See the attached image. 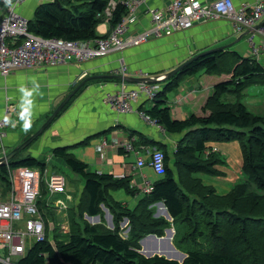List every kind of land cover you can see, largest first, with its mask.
<instances>
[{"label":"trees","instance_id":"obj_1","mask_svg":"<svg viewBox=\"0 0 264 264\" xmlns=\"http://www.w3.org/2000/svg\"><path fill=\"white\" fill-rule=\"evenodd\" d=\"M110 1L54 0L42 3L30 20V32L44 38L68 41L104 38L106 35L100 36L97 32L102 22L98 15ZM115 1L117 6L109 21L111 29L128 13L121 0ZM201 71L208 75L225 74L228 78L214 86L203 107V116L193 114L182 120L173 118L169 95L185 80ZM110 81L115 80L88 81L79 94L90 83ZM259 82H264L262 64L254 57L242 56L232 50L200 57L164 82L156 99L150 101L153 106L150 109L141 106L139 110L169 134L181 136L176 148L171 151L166 144L151 141L137 131L130 133V139L139 137V143H135L137 147L150 145L166 156L165 174L155 181L149 194L142 195L131 184L129 177L115 178L108 173L94 172L88 164L76 159L71 149L78 145L87 146L91 138L72 147L53 149L55 157L64 161L85 182L80 197L81 206H77L74 213L77 217L70 218L67 241L57 239V228H52L49 223L53 220V213L47 211L44 214L48 230L46 241L28 250L19 264H264V117L252 113L239 101L249 85ZM228 97L231 99L227 100ZM33 134L30 133L27 139ZM216 140L241 142L243 179L227 194L218 193L197 177L202 173L221 174L216 169L221 162L219 155L212 152L210 145L211 141ZM120 153H124V150L120 149ZM9 166L11 169L25 167L42 172L47 168L46 163L32 156L15 158ZM9 166L0 167V179L6 182ZM6 186L9 190V183ZM120 189L138 198L134 209L114 200L111 192ZM46 193L43 182L41 196ZM108 202L112 203L109 210L113 216H117L118 221L125 217L129 219V238L124 239L117 230H106L102 224L84 225L81 222L84 213L89 217H98L100 206ZM41 203L39 200L38 205ZM158 203L164 204L173 224L162 217L161 220L155 219L154 206ZM80 207L82 211L79 212ZM66 218L69 219L68 215ZM191 223L194 224L192 230L189 229ZM177 224L180 230L175 233L173 244L179 251L183 252V249L187 253L184 262L159 256L146 258L140 254V241L143 238L151 233L159 238L164 237L165 230ZM113 226L118 229V225ZM51 230L52 240L49 234ZM196 239L205 240L206 243L197 245L198 249L192 248L191 244Z\"/></svg>","mask_w":264,"mask_h":264},{"label":"crops","instance_id":"obj_2","mask_svg":"<svg viewBox=\"0 0 264 264\" xmlns=\"http://www.w3.org/2000/svg\"><path fill=\"white\" fill-rule=\"evenodd\" d=\"M52 1L54 0H26L21 7V13L31 20L39 5ZM173 1L149 0L147 5L150 8L163 10ZM213 1L215 0H204V2ZM233 1L239 7L241 4L251 0ZM145 12L146 10L143 8L138 11V20L132 26L131 30L133 32L131 33H140L150 29V18ZM97 32L98 35L104 36L111 32V26L102 20L97 27ZM243 35L244 38L235 45L237 46L235 49L243 56L254 57L264 67V33L254 28V30L236 34L231 22L221 20L202 21L196 23L188 30L176 32L171 36L154 37L148 43L130 48L123 53H111L106 57L96 58L88 62L80 64L68 62V64L56 67L47 66L46 68L31 71H19L6 78L0 76V118L4 116L7 103H11L18 111L25 110L27 117L31 113L32 117H35L34 124H37L40 120L52 114L64 100V97L76 86L78 79L82 80L85 75L86 78L97 75L119 76L116 72L119 68L118 60L122 55H124L129 64L132 77L139 78L140 75L136 73L138 71H143L144 74L153 77L166 74L199 53L234 43ZM251 38L257 48L262 45L259 55L252 54L249 46ZM196 76L185 80L174 91L176 93L179 91L175 96L169 95L173 118L182 120L193 114L201 116L206 102L204 103L203 97L201 102L200 97H197V95L200 93L204 96L210 90L208 88L205 91L203 86H212L211 88H214L216 84L226 79L219 78L213 82V77L205 75V78L200 79V82H198L195 78ZM111 79L115 81L106 83L94 82L96 85L88 86L80 94L78 93L77 97H74L75 99H72L71 106L60 117L56 118V122L52 123L51 128L49 127L50 129L47 131L49 141H45L46 147L49 149L72 147L91 138L89 149L94 144L95 160L90 157H81L82 150H75L76 148H74L72 150L75 154L72 150L70 152L76 159L79 158L80 161L88 164L89 169L94 172L100 174L108 173L114 175L115 178L129 177L133 186L144 189L146 183H150L149 179L155 183V181L161 179V176L157 175L149 167L140 169L136 166L138 154L149 161L148 155L154 148L150 145L137 147L135 143H139L140 139L139 137L130 139V133L137 131L151 141L162 142L173 149L176 148L180 136L171 135L157 126L153 127L136 114H120L113 111L105 103V97L115 92L121 82L119 78H110L109 80ZM164 85L161 86L163 87ZM129 86L135 88L136 85L129 84ZM208 98L209 96L205 100L207 101ZM179 99H182L181 103H177ZM141 106L144 109H150L153 103L143 98L136 103L137 109H140ZM246 106L248 107V105ZM33 122H31L32 127L34 126ZM16 124H13V129L3 141L5 147L18 145L21 133L25 134V131H22L25 129V122H21L23 127L19 126L16 128ZM115 137L132 140L135 151L120 153V148L116 147L112 142V138ZM103 141H106L107 144L100 152L99 147ZM1 146L0 144V151L2 150ZM101 153L104 154L105 159L101 158ZM123 164L126 169L123 168ZM135 199L137 201L138 198L136 197ZM159 206L161 207L159 211L163 213L165 207ZM158 214L161 215L159 212Z\"/></svg>","mask_w":264,"mask_h":264},{"label":"built area","instance_id":"obj_3","mask_svg":"<svg viewBox=\"0 0 264 264\" xmlns=\"http://www.w3.org/2000/svg\"><path fill=\"white\" fill-rule=\"evenodd\" d=\"M148 1L121 0L127 7L128 13L116 27L111 29L110 33L105 34L106 37L86 41H68L44 38L30 32V19L21 13V7L26 0H0V76L6 78L19 71L61 66L68 64L71 60L82 63L103 58L115 52L123 53L130 48L148 43L151 38L171 36L176 32L188 30L202 21H229L233 24L236 34L254 30L264 21V0H251L239 7L233 0L213 2L174 0L163 10L150 8L147 5ZM116 6L117 2L111 0L98 18L109 23ZM141 8L146 10L151 27L140 33H131ZM259 32L264 33V29ZM249 43L253 47L252 53H258L259 48L252 38ZM118 63L117 74L122 77L131 76L130 67L124 55L120 57ZM136 73L140 77L148 76L143 71ZM162 89L163 87L158 84L136 85L135 88H131L126 81L122 80L115 92L106 95L105 103L117 113L136 114L151 126L162 128L136 107L138 100L143 98L154 101ZM181 102L182 99L177 101V103ZM5 127L6 124L0 121V139L6 136ZM112 142L127 153L135 151L132 140L115 137L112 138ZM106 144V141L101 143L100 152ZM209 153L210 151L207 152ZM148 157L149 161L138 154L136 166L140 169L149 167L157 175L163 176L166 166L165 154L154 149ZM101 158L105 159L103 153ZM7 177L10 188L3 199L0 197V251L3 252V254L0 253V264H19L28 250L47 239L46 220L38 205L42 197L43 182L45 181V188L51 200H54L48 206L52 205V208L60 210L61 213L71 209L69 208L71 194L68 192L65 177L60 174H49L47 169L43 174L39 169L22 167L11 170L9 168ZM140 189L149 194L153 191V184L146 183L145 188ZM66 217L67 214L63 218ZM69 230V225L68 228H63V231ZM14 258L16 261H13Z\"/></svg>","mask_w":264,"mask_h":264},{"label":"rangeland","instance_id":"obj_4","mask_svg":"<svg viewBox=\"0 0 264 264\" xmlns=\"http://www.w3.org/2000/svg\"><path fill=\"white\" fill-rule=\"evenodd\" d=\"M9 1H11V0H9ZM249 46L251 47V50H252L253 47L251 46V44ZM261 46H260V48H261ZM236 47L237 46H234L233 48H230L229 50L237 51L235 49ZM260 48H259V53H256V54L252 53V54L253 55H259L261 52ZM70 62L76 63L77 61L75 62V61L71 60ZM86 62H88V61H86ZM77 63L80 64L79 62H77ZM82 63H84V62H82ZM112 74H115V73H112ZM116 74H117V72H116ZM205 75L213 77V79H214L213 82L218 80L219 78H226V79L228 78L225 74L224 75L223 74L222 75H208V74L204 73V71H201L199 74H197V76L195 78H196V80H198V82H200V79L205 78ZM84 77H82V80L78 79L76 81L77 82L76 86H74V88L70 91V93L78 85H80L82 82H84L87 78H90L92 76H89L87 78L86 77L84 78ZM90 81H92V80H90ZM120 82L122 83L121 79H120ZM163 84L164 83H160L158 85L161 86ZM91 85L94 86V85H96V83H94V82L90 83L85 88H87L88 86H91ZM203 87H204L203 89L205 91L208 88L210 90L204 96H202V94L199 93L197 95V97H200V101H201V98L203 97V100L205 103L206 102L205 99L208 96L210 97L211 94L213 93V88H211L212 86L207 87L205 85ZM177 93L173 92V93H171V96L173 97ZM66 97H64V99ZM229 99H231V98L228 97L227 100H229ZM239 101L248 105V108L252 113L264 117V82H259V83H254V84L249 85L248 88L246 89V91H244L242 93V95L239 97ZM72 102H73V100L68 103V105L63 109V111L60 113V115L58 117H60L64 113V111L71 106ZM6 106L7 107H6L4 116L0 118V121H3V123L6 124V127L4 128V132H5L6 136L4 138L0 139V144L2 145L1 146L2 150L0 151V158L6 157L16 147L21 145L25 140H27V137L30 133L37 132L45 124V122L48 120V118L51 116V115H48L45 119L40 120V122H38L37 124H34L35 122H33V121H35V117H32L31 113H30V116L27 117V114H25L27 112L25 110L24 111H18V109H16V107H14V105L11 103H7ZM17 112H19L20 114ZM209 112L210 111H207V113H209ZM203 115L204 114L202 113L201 116H203ZM30 121L33 122V125H34L33 127L31 126ZM21 122L22 123L25 122V124H24L25 129L24 130L21 129L22 131H25V134L21 133L18 130V132L21 133L20 143L14 147L13 146L12 147H5L3 145L4 144L3 141L7 137L8 133L13 129V127H14L13 124L17 123L16 128H18L19 126L23 127L21 125ZM55 122H56V120L53 122V124ZM47 131L41 137H39L36 141H34L27 149H25L24 151L17 154L13 159L24 158V156H32V157L46 163V167H47L46 169L49 171V174H60V175H63L65 177V179L67 180L68 192L72 194L71 195V202H69V208H72L73 210H69L68 212L61 213L60 210H57L56 208H52L51 207L52 205L49 207L48 204L51 201L54 202V200L53 199L51 200L48 192L43 197L40 198L42 203L39 206V208H41L43 210V215L44 214L46 215L47 211L53 213V214H51V217L53 218V220H50L49 223L52 226V228H54V229L56 226V228H57V232H56L57 239L67 241L69 239L70 230L69 231H63V228L64 227L68 228V225H69V229H70V218H73V217L76 218L77 217V216H75L74 213L77 210V206L80 205V197H81V193L83 191V187H84L85 182L79 175L73 173L66 166L64 161L55 157V155L53 154V149H49L46 147L45 141H49V138L47 137L48 136ZM45 135H46V138H45ZM180 138H181V136H180ZM90 145H91V143H89L87 146L78 145V146H75L74 148H76L75 150H82V156L81 157H90L92 160H95L96 154L93 150L94 144H92L91 149H89ZM210 145L213 147V150L217 151V153L219 155L218 159L221 162H219L216 165V169L221 174L216 176V175H208V174L202 173V174L197 175V177L201 178L207 186L214 187L218 193L227 194L228 192H230L233 189L234 185L241 182L243 179L242 174H243L244 157H243V153H242L241 142L238 140H232V141H217L216 140V141H211ZM77 147H79V148H77ZM74 148H72V149H74ZM82 148H84L85 150ZM86 149H88V150H86ZM169 150L172 151L173 148L170 147ZM72 152L74 153L73 150H72ZM78 160H79V158H78ZM9 163L6 166H9ZM122 166L124 169H126L124 164ZM9 168H10V166H9ZM45 171L42 173L44 174ZM105 171H107V169H105ZM123 175H124V173H123ZM44 179H45V177H44ZM44 179H43V181H44ZM149 181H150V183L154 184L153 182H151V179H149ZM8 183H9V181L6 182V181L0 179V189H1L0 190V197H1V199H3L7 194V193H3V192H6L8 190V187L6 186V185H8ZM44 183H45V181H44ZM9 188H10V184H9ZM137 189L140 191V193L142 195L145 193L143 190H141L139 188H137ZM111 194H112V196L116 202L126 204L130 209H134L137 205L138 201H136L134 196L129 195L125 189H120L118 191H112ZM111 205H112V203L108 202L106 205L102 204L100 206L101 211H100V215L98 216L99 219H97L96 217H89V216H87L86 213H84L83 217L81 219V222L84 225H85V223H87L89 225L90 224L91 225L102 224V227L105 228L106 230H117L124 239L129 238V233H130V221H129V219L127 217H125L124 219L121 218V221H118L117 216H113V214L110 212L111 210H109V206H111ZM110 209H112V208H110ZM160 209H161V207L159 205L154 206V210H155L154 214H156L157 212H159L161 214L159 216H154L155 219L161 220L160 217H162V219H165L168 222H171L173 224V220L168 219L166 217L165 212L163 211V213H161L159 211ZM80 210L82 211L81 207L79 209V212H80ZM83 210L85 211V206H83ZM65 214H67L69 217L68 222H67V218H63V217H65ZM115 224L118 225V229H114L113 225H115ZM193 228H194V224L191 223V226L189 229L192 230ZM169 229L174 230V235H173V239H172V242H173L175 233L180 230V225L177 224L176 226L175 225L171 226V228H169ZM165 233H166V231H165ZM195 233H197V232H195ZM49 234L51 235L50 240H52L53 231L51 230ZM151 235H155V234L151 233ZM193 241H194V243L191 244V247L195 248V249H198L197 245H199L200 243H202V244L206 243V241L202 240V239L201 240L196 239ZM199 241H202V242H199ZM137 244L139 245V242H137ZM184 247H187V246L184 245ZM182 251H183L182 252L183 254L187 255V253L183 249H182ZM0 253L3 254V252H1V251H0ZM13 261H16V258H14Z\"/></svg>","mask_w":264,"mask_h":264},{"label":"water","instance_id":"obj_5","mask_svg":"<svg viewBox=\"0 0 264 264\" xmlns=\"http://www.w3.org/2000/svg\"><path fill=\"white\" fill-rule=\"evenodd\" d=\"M255 29L262 30L264 29V21L259 24ZM244 38V35L241 36L236 42L228 44L226 46H222L219 48L211 49L208 51H204L202 53H199L192 58L186 60L185 62L181 63L176 68L172 69L171 71L167 72L164 75H156V76H144V77H122V76H116V75H97L92 76L90 78H87L84 82H82L80 85H78L62 102L61 104L54 110V112L51 114V116L48 118V120L45 122V124L33 135H31L27 140H25L21 145L16 147L10 154H8L6 157L0 158V167L6 166L8 163L20 152L27 149L34 141H36L39 137H41L52 125V123L56 120V118L60 115L62 110L68 105V103L80 92V90L84 87V85L90 81V80H96V79H110V78H119L121 80L126 81L128 84L133 85H143V84H160L164 83L167 80L173 78L175 75L180 73L187 65L192 63L193 61L199 59L200 57H203L205 55L214 54L220 51L229 50L230 48H233L237 43H239ZM163 208V203H158ZM164 212L166 214V217L168 219H171V216L169 215L166 208H164ZM155 216H159L158 212L155 214ZM99 219L98 217H96ZM165 236L164 237H157L156 235H148L145 238H143L140 241L141 244V250L140 254L143 255L146 258H152L154 256L159 257H165L167 260L170 261H177L179 263L184 262V260L187 258V255L183 254L181 251H179L175 245L172 242L174 230L172 229H166L165 230Z\"/></svg>","mask_w":264,"mask_h":264}]
</instances>
